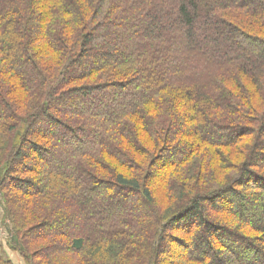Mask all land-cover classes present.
Segmentation results:
<instances>
[{
  "label": "trees",
  "instance_id": "trees-1",
  "mask_svg": "<svg viewBox=\"0 0 264 264\" xmlns=\"http://www.w3.org/2000/svg\"><path fill=\"white\" fill-rule=\"evenodd\" d=\"M0 194L25 264H264V0H0Z\"/></svg>",
  "mask_w": 264,
  "mask_h": 264
},
{
  "label": "rangeland",
  "instance_id": "rangeland-1",
  "mask_svg": "<svg viewBox=\"0 0 264 264\" xmlns=\"http://www.w3.org/2000/svg\"><path fill=\"white\" fill-rule=\"evenodd\" d=\"M0 200H1V194H0ZM1 219L2 217L0 214V221ZM4 226H5L4 223H0V244L4 247L5 251L8 253L9 257L12 259L14 264H25L23 259L17 253L8 250V248L6 247L7 233Z\"/></svg>",
  "mask_w": 264,
  "mask_h": 264
}]
</instances>
